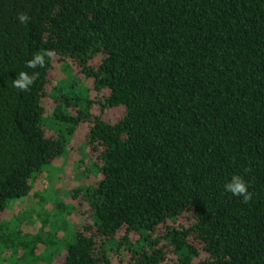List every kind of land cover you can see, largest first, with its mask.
I'll return each instance as SVG.
<instances>
[{
	"label": "trees",
	"instance_id": "1",
	"mask_svg": "<svg viewBox=\"0 0 264 264\" xmlns=\"http://www.w3.org/2000/svg\"><path fill=\"white\" fill-rule=\"evenodd\" d=\"M82 124L90 181L42 195ZM113 260L264 264V0H0V264Z\"/></svg>",
	"mask_w": 264,
	"mask_h": 264
},
{
	"label": "rangeland",
	"instance_id": "2",
	"mask_svg": "<svg viewBox=\"0 0 264 264\" xmlns=\"http://www.w3.org/2000/svg\"><path fill=\"white\" fill-rule=\"evenodd\" d=\"M83 82L86 86L90 87L92 85L91 80L85 79ZM121 112V109H118L115 114L113 111H109L106 113V117L115 120L119 118ZM84 126L85 124H82V126L79 127L77 132L71 138L68 146L69 150L67 156L54 160L49 166L51 170L48 173L47 171H44L42 175L39 176L41 185L36 187V191H42V195L45 196L56 194L64 196V191L66 192L71 190L80 182L90 181L89 177L84 172L85 166H87L85 153L89 151L88 145L83 141L85 135ZM57 187L60 189L57 190ZM37 201L38 197L35 194H30L24 199H18L14 208L6 210V212L2 215V218H8L15 210L31 208ZM73 201L76 204V208L71 214V219L74 225L81 227L86 221V214L83 213L86 208V204L85 202H79L76 200ZM46 207L49 208L51 205L48 203ZM39 225L40 222L36 220L31 226L26 227V231L35 232ZM112 264L120 263L116 260H113Z\"/></svg>",
	"mask_w": 264,
	"mask_h": 264
},
{
	"label": "clouds",
	"instance_id": "3",
	"mask_svg": "<svg viewBox=\"0 0 264 264\" xmlns=\"http://www.w3.org/2000/svg\"><path fill=\"white\" fill-rule=\"evenodd\" d=\"M16 18L19 23L24 24L29 21L30 16L26 11H18ZM45 56L52 57L53 50L48 49L43 53H33L26 61L27 68L36 69L38 67H43ZM38 75L39 73L36 71H20L16 74V78L12 79V86L22 91L27 90L34 83ZM224 189L235 196H239L244 202L249 201L253 196V193L248 188L246 180L240 174H232L228 182L224 184Z\"/></svg>",
	"mask_w": 264,
	"mask_h": 264
}]
</instances>
